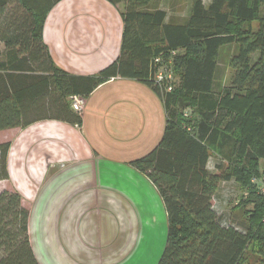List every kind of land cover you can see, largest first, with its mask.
<instances>
[{
	"label": "trees",
	"instance_id": "obj_1",
	"mask_svg": "<svg viewBox=\"0 0 264 264\" xmlns=\"http://www.w3.org/2000/svg\"><path fill=\"white\" fill-rule=\"evenodd\" d=\"M59 1L0 0V131L44 118L81 126L72 96L87 97L116 76L149 85L164 102L166 127L158 145L130 164L153 183L165 208L166 241L156 264H264V0H194L185 23L149 9L152 0H108L124 4L121 50L95 76L69 74L49 55L43 28ZM230 44L237 46L232 83L217 93L219 52ZM172 51L177 82L167 92L154 81V58ZM10 143L0 142V180L9 177ZM213 154L224 164L211 171ZM232 180L248 193L239 205L248 207L243 228L215 205L220 184ZM29 216L13 187L0 193V264H40Z\"/></svg>",
	"mask_w": 264,
	"mask_h": 264
},
{
	"label": "crops",
	"instance_id": "obj_2",
	"mask_svg": "<svg viewBox=\"0 0 264 264\" xmlns=\"http://www.w3.org/2000/svg\"><path fill=\"white\" fill-rule=\"evenodd\" d=\"M158 1L152 0L148 8L166 10L171 21L169 10ZM123 10L124 4L108 0L59 1L43 28V41L55 66L72 75L95 76L114 62L121 50ZM174 14L176 19L181 16L176 10ZM79 114L81 126L44 118L0 131V142H11L9 177L0 180V193L13 187L30 206V237L32 230H39L45 213L62 219L63 230L72 227L70 218L90 217L87 206L97 197L84 193L86 187L102 188L105 202L111 198L123 212L116 196L119 190H129L127 184L135 193L146 192L150 202L155 191L161 200L153 183L130 164L151 152L164 134L167 112L160 95L141 81L116 76L85 98ZM83 226L89 229L88 224Z\"/></svg>",
	"mask_w": 264,
	"mask_h": 264
},
{
	"label": "rangeland",
	"instance_id": "obj_3",
	"mask_svg": "<svg viewBox=\"0 0 264 264\" xmlns=\"http://www.w3.org/2000/svg\"><path fill=\"white\" fill-rule=\"evenodd\" d=\"M159 1L169 10L172 22L185 23L191 13L194 0ZM203 1L208 5L212 0ZM175 10L180 13V18H175ZM261 11L264 12V7ZM236 49V44L225 45L220 49L215 78V91L217 93L231 86L234 75L231 59ZM258 56L259 53L252 56V60L256 61ZM218 163L224 164V160L218 157L217 154H213L209 169L214 171ZM263 169L264 161L261 162V171ZM254 179L253 182H255ZM127 186L128 191L125 190L122 194L119 190L116 196L121 203L120 205L123 206L124 212L120 210L121 208L119 209L118 203H115L111 198H109V202H105L103 194L101 195L102 188L91 186L82 189L84 193H94L97 197L96 203L87 206L86 214L90 217L70 218L68 221L69 224L72 223V227H66L63 230L60 227L62 219L52 216V213L51 215L45 213L44 218L39 219L41 223L39 230H32L31 232L33 246L39 252L38 254L43 263L155 264L166 241L167 221L165 211L160 198L156 195V191L154 192V201L151 200L150 202L146 192L135 193L131 186L128 184ZM142 194H144V198L141 196ZM246 196H248L247 191L236 180L222 182L215 196L216 208L226 221H232L237 225L241 224L240 222H247L248 217L244 213V208L248 207L239 206L241 199L244 200ZM75 198L76 196L72 197L71 201ZM155 208L158 212L155 211ZM234 218L236 221H234ZM84 224L89 226L86 233L84 232L85 229L81 228ZM241 225L243 228V224ZM79 248L83 250L79 251ZM39 250L42 252L40 253ZM253 253V249L250 248L247 252L248 257L250 258ZM43 256L46 257L47 261ZM1 257L2 253H0Z\"/></svg>",
	"mask_w": 264,
	"mask_h": 264
},
{
	"label": "built area",
	"instance_id": "obj_4",
	"mask_svg": "<svg viewBox=\"0 0 264 264\" xmlns=\"http://www.w3.org/2000/svg\"><path fill=\"white\" fill-rule=\"evenodd\" d=\"M174 54H176V51H172L171 55L167 58L164 54H160L154 58V81L162 91H173L177 82L174 70ZM85 98L86 97L82 95L72 96L70 98V102L73 110L80 113L83 110ZM254 180L256 183V179ZM259 189L262 193H264V185L259 187Z\"/></svg>",
	"mask_w": 264,
	"mask_h": 264
},
{
	"label": "bare ground",
	"instance_id": "obj_5",
	"mask_svg": "<svg viewBox=\"0 0 264 264\" xmlns=\"http://www.w3.org/2000/svg\"><path fill=\"white\" fill-rule=\"evenodd\" d=\"M125 182H126V181H125ZM125 182H124V183H125ZM113 187H115V186H113ZM138 187H139V186H138ZM133 190H134V189H133ZM74 191L76 192V191H78V189H75ZM73 193H74V192H73ZM122 194H123V193H122ZM140 194H141V193H140ZM141 196H143V198H144V194H142ZM126 197H127V196H126ZM128 197H129V196H128ZM141 199H142V198H141ZM115 200H116V199H115ZM129 200H130V199H129ZM117 201H118V200H117ZM141 201H142V200H141ZM81 202H82V201H81ZM88 202H89V201H88ZM91 202H92V201H91ZM143 202H144V201H143ZM77 204H78V203H77ZM92 204H93V202H92ZM92 204H91V205H92ZM87 205H88V204H87ZM138 205H139V204H138ZM119 208H120V207H119ZM123 209H124V208H123ZM149 210H150V209H149ZM91 211H92V210H91ZM135 211H136V210H135ZM140 211H141V210H140ZM89 213H90V212H89ZM128 213H129V212H128ZM148 213H149V212H148ZM94 214H95V213H94ZM124 214H125V213H124ZM141 214H143V213L141 212ZM141 214H140V215H141ZM145 214H147V213H145ZM127 215H128V214H127ZM95 216H96V214H95ZM95 216H94V217H95ZM126 217H127V216H126ZM141 217H142V216H141ZM127 218H128V217H127ZM137 218H138V216H137ZM96 220H97V219H96ZM142 220H143V219H142ZM127 221H128V220H127ZM96 222H97V221H96ZM83 228H86V227L83 226ZM87 229H88V227H87ZM83 231H84V230H83ZM85 231H86V229H85ZM85 231H84V232H85ZM85 233H86V232H85ZM41 242H42V241H41ZM96 242H97V241H96ZM93 245H94V244H93ZM97 245H98V244H97ZM35 250H36V249H35ZM41 250H42V249H41ZM41 250H39L40 253L42 252ZM79 251H80V248H79ZM81 251H82V250H81ZM37 253H39V252H37ZM96 254H97V253H96ZM42 255H43V254H42ZM38 257H39V255H38ZM43 258L45 259L46 257L43 256ZM45 260L47 261V259H45ZM40 261L43 263V260H42V259H40ZM46 261H45V262H46ZM50 262H51V261H50ZM43 264H44V263H43ZM47 264H49V263H47Z\"/></svg>",
	"mask_w": 264,
	"mask_h": 264
}]
</instances>
